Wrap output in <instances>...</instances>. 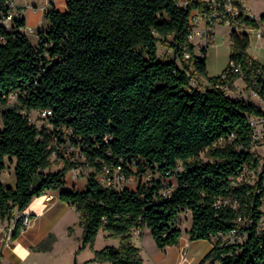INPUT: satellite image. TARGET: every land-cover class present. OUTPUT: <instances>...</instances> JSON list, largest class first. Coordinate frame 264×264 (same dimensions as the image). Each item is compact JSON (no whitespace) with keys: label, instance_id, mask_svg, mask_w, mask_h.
Instances as JSON below:
<instances>
[{"label":"trees","instance_id":"16d2710c","mask_svg":"<svg viewBox=\"0 0 264 264\" xmlns=\"http://www.w3.org/2000/svg\"><path fill=\"white\" fill-rule=\"evenodd\" d=\"M11 1L0 0V13L13 10ZM180 2L68 0L65 11L45 14L50 25L40 31L37 45L20 30L22 16L12 29L0 27L2 221L34 197L61 191L60 199L79 213L80 250L89 247L100 264H144L133 232L145 228L162 250L177 245L185 232L190 240L217 239L200 264H264V232L258 231L264 191L235 184L246 165L257 169L264 159L252 149L250 121L262 110L230 95L242 78L264 97V65L248 52L249 33L233 29L227 68L209 76L208 45L197 55L190 39L191 12L201 4ZM239 19L257 28L264 14L260 20L244 14ZM47 109L52 115L42 127L30 120L32 110ZM70 130L75 160L59 152L65 164L52 171V157ZM14 159L12 188L2 174ZM81 167L92 169L85 188L64 189L68 172ZM106 169L108 184L100 178ZM116 171L134 177L137 186L120 188ZM228 197L239 202L237 209L216 206ZM185 213L191 215L188 230L180 226ZM245 215L253 219L245 241L228 245L218 238ZM21 227L18 222L13 237ZM101 231L119 246L95 249ZM55 241L49 234L34 249L50 250Z\"/></svg>","mask_w":264,"mask_h":264},{"label":"crops","instance_id":"0c3cea01","mask_svg":"<svg viewBox=\"0 0 264 264\" xmlns=\"http://www.w3.org/2000/svg\"><path fill=\"white\" fill-rule=\"evenodd\" d=\"M183 2L188 0H182ZM244 3L248 11L254 15L256 18L264 14V8H260L257 3V0L252 3L250 0H244ZM11 6L14 10L19 12L22 16V19L25 23V26L20 28L24 32L33 45H37L39 41L40 31L47 30L50 23L49 20L45 17V14L52 8H56L60 11H65L67 9V0H12ZM260 13L259 15H257ZM260 16V17H261ZM220 26L227 28L226 35L230 37V54H231V29L226 25H219L216 27L213 39L208 43L207 49V58L209 55V50L216 44L217 41V30ZM26 28H31L32 31L26 32ZM199 37L202 42L196 43L195 38ZM191 41L195 44V52L197 55H200V48L204 45H207V41L204 37L194 36L191 38ZM249 54L257 59L261 64L264 65V54H260L255 51V49H248ZM230 61V57H229ZM229 64V62H228ZM228 66V65H227ZM208 74L211 76L220 75L221 73H211L209 71V65L207 62ZM230 95L234 98H244L252 100L255 103H259L257 98H252L250 96L249 89L246 88L245 81L240 78L235 82V89L230 91ZM3 128V122H1L0 130ZM264 157V154H260ZM16 161L13 160L9 164V167L2 174V181L7 187L15 188L17 185V176L15 172ZM59 169V168H58ZM56 171V170H53ZM72 172L71 181L68 182V175ZM74 171H69L66 176V184L64 189L66 190H83L87 183V177L84 182H82L81 176L75 178ZM61 191H48L41 196L34 197L31 203L27 206V210L33 215V223L30 227L21 231L17 237H13L11 244L7 246L5 244L4 238L6 234V227L8 226L7 221H2L0 219V264H41L39 258L43 260L45 257L51 256L53 260L61 256L63 251H59V238L56 227L59 223L64 222V229L67 236L71 239L72 248L70 250V259L72 264H100L98 262L92 261L94 257L93 251L86 247L80 250L83 240V227L80 225L79 213L76 209L69 205L67 202H64L60 199ZM52 195L54 198L51 201H47L46 197ZM70 227L73 228V231L70 232ZM99 233L95 249H102L107 245L119 246V240L108 237L106 233V244L102 248L97 247V242L99 239ZM49 234H54L56 236V241L53 245V248L47 251L35 250L34 247L38 246L39 243L46 239ZM146 234V228L143 230H136L133 232V241L136 245L144 243V237ZM184 235V234H183ZM189 237V236H188ZM182 239V238H181ZM117 240V243L115 242ZM188 242V241H186ZM185 242V243H186ZM171 247L166 248L168 250ZM144 260V258H143ZM145 262L144 264H148ZM43 264V262H42ZM102 264H110L105 262ZM185 264V263H180ZM189 264V262H187Z\"/></svg>","mask_w":264,"mask_h":264},{"label":"built area","instance_id":"2783aa9c","mask_svg":"<svg viewBox=\"0 0 264 264\" xmlns=\"http://www.w3.org/2000/svg\"><path fill=\"white\" fill-rule=\"evenodd\" d=\"M68 1V0H67ZM189 1L183 2L181 0V5L188 6ZM201 6L196 7L192 10L190 16V27H191V35L190 39L194 36L204 37V39L208 43L213 39L214 32L217 26L219 25H226L228 26L231 31L233 29L237 31H247L251 30L252 26L246 25L240 21V16L242 14L260 20L261 17L256 18L252 15L245 3L244 0H198ZM11 4V3H10ZM242 6V9H241ZM244 8V9H243ZM17 18H21V14L16 10H11L8 14L0 13V27H5L6 29H12L15 26V20ZM261 25V22H260ZM257 27L258 29V36L260 38H264V30L261 26ZM32 31L31 28H26V32ZM170 55H172V50L168 51ZM186 58H190L189 54H185ZM197 78V77H196ZM195 78V79H196ZM200 80L203 81L204 85H208L209 83L207 80L199 77ZM193 80V83H196V80ZM250 96L253 98H257L259 103H256L262 113L259 115L251 116V125H252V149L256 150L262 146H264V97H262L259 92L254 89L250 88ZM252 101V100H250ZM253 102V101H252ZM255 103V102H254ZM52 115V110H32L30 112V120L35 123L38 127H42L48 120L49 116ZM40 121L43 123L40 125ZM49 125V124H47ZM71 136L72 131H68L67 140L65 143L58 146V151L55 153V156H59L58 153L61 152L66 158L71 160H75V153L77 154V150L71 144ZM72 156H71V155ZM70 157H67L69 156ZM264 158V157H263ZM80 168L73 169L74 177L77 178L80 175ZM109 169H106L105 173L100 177L102 182L105 184L110 183L112 179L109 176ZM131 178H126L124 175L116 173L114 174L115 183L122 188L124 185H120V182L127 181L129 182ZM247 183L251 186H254L257 193H261L264 191V159H261L260 166L255 169L252 168L250 165H246L242 173L239 177H237L235 184H244ZM127 185V184H125ZM167 191L165 193H169ZM54 197L49 195L46 197L47 201H51ZM231 206L235 209L239 207V202L237 200H233L232 198H221L217 201L216 206ZM12 217L7 220L8 226L6 227V234H5V244L9 246L13 239V233L15 231V227L18 222L21 223V231H24L28 227H30L33 223V215L27 209L19 210L15 208L11 212ZM253 225V219L250 216H240L235 224V227L230 231L228 234H221L218 238L222 239L224 243L228 245H237L245 241L249 235V228ZM259 233L264 232V215L262 217L260 226L258 228ZM189 247L190 243L186 242L180 249L181 252V259L182 262L188 261V254H189ZM151 264V263H148Z\"/></svg>","mask_w":264,"mask_h":264},{"label":"rangeland","instance_id":"374dc122","mask_svg":"<svg viewBox=\"0 0 264 264\" xmlns=\"http://www.w3.org/2000/svg\"><path fill=\"white\" fill-rule=\"evenodd\" d=\"M255 0H250L252 3ZM258 5L260 8H264V0H257ZM258 13L257 15H259ZM261 16V15H260ZM259 16V17H260ZM261 28L264 30V21L261 22ZM227 28L224 26H220L217 30V41L216 44L210 48V52L207 58V62L209 65V71L213 73H223L224 70L227 68L229 57H230V37L226 35ZM249 36H250V47L249 49H255L256 52L260 54H264V38H260L258 36V29L256 27H252L251 30H249ZM195 42L199 43L202 42V40L199 39V37L195 38ZM159 52L161 57H166L167 50L165 49L162 44L159 45ZM220 74V75H221ZM211 76V75H209ZM215 76V75H214ZM219 76V75H216ZM11 103L16 102L15 98L12 97L10 100ZM2 118H1V108H0V126H1ZM40 125L43 123V121L39 122ZM257 154H264V146L258 148L255 150ZM71 155V154H70ZM67 156V157H70ZM72 156V155H71ZM69 159V158H67ZM66 161V158L59 157V156H53L52 157V163L53 166L51 170H58V168H61L64 166ZM80 175L82 182L85 181L88 174L92 171L89 167H81L80 168ZM73 171V170H72ZM74 173V172H73ZM72 178V172L68 175V182L71 181ZM170 182H174V179H170ZM135 188L137 186V180L135 178L130 179L129 182L123 181L120 182V185H125ZM180 226L183 230H188L191 227V215L189 213H185L182 216ZM56 230L58 232V238H59V251H63L61 256L57 257L55 260L49 257L39 258L41 264H72L70 259V250L72 248L71 239L69 236H67L64 229V222L59 223V225L56 227ZM106 233L105 231H102V233L99 236L97 247L102 248L104 244H106ZM179 243L177 245L171 246V248L168 250H162L158 248L156 245L151 230L146 228V234L144 237V243H140L138 247L141 249V255L144 258L145 262H149L151 264H180L189 262V264H200L201 260L204 258L206 253L212 248L213 243L217 239L210 240H190L188 237V233H184V235L181 237ZM115 239V238H113ZM188 241L190 243L189 247V254H188V261L182 262L181 259V247L185 244V242ZM117 243V240H115ZM205 264H211V262L207 261Z\"/></svg>","mask_w":264,"mask_h":264}]
</instances>
